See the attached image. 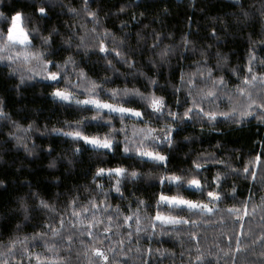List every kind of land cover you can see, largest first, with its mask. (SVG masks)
I'll list each match as a JSON object with an SVG mask.
<instances>
[{
  "label": "snow or ice",
  "instance_id": "obj_1",
  "mask_svg": "<svg viewBox=\"0 0 264 264\" xmlns=\"http://www.w3.org/2000/svg\"><path fill=\"white\" fill-rule=\"evenodd\" d=\"M95 2L96 0H88V6ZM128 2L131 4L133 0ZM53 4L54 0H33L35 11L40 14L36 18L45 19ZM56 6L64 8V5ZM95 15V12L88 11L89 18ZM132 19L136 17L133 16ZM70 27L74 33L81 31V28L74 24ZM212 35H215V30ZM31 39L22 22V12L16 11L11 16L7 36L4 44L0 45V51L6 46L30 43ZM162 41L163 38L157 33L156 39L150 45L153 56L159 57L161 67L170 63V57L175 50V46L171 44L161 48ZM79 43L81 47L87 45V33L80 36ZM109 43L112 47H109ZM188 45L189 39L185 36L183 37L185 52ZM68 47H71V39ZM260 47H264V44ZM123 48L122 42L116 44L115 39L109 40L108 34L105 33L99 40L98 51L94 54L100 60L109 59V67L115 60L121 66L127 64L134 68L135 52L124 54ZM157 48H160L159 52L155 51ZM250 51L253 54L249 56L246 65L239 69L241 83L237 85L239 95L249 100L252 92L257 96H264V64L256 63L255 48ZM29 58L43 59L45 78L52 82L47 87L52 89L50 95L54 100L68 102V107L74 103L83 111H93L95 115L90 118L91 121L96 122L98 129H108L102 136L85 134L81 129L82 124L85 127L89 126L85 119L76 121L74 126L65 121L72 129L70 131L53 128L52 132L71 137L73 141L82 140L84 144L91 145L93 150H101L104 156H119L121 161L127 158L139 160L141 164L149 163L159 170V174L155 175L151 171L141 173L135 170V165L124 167L118 162L111 167H96L91 173L90 183L74 186L75 194H69L63 202L50 203L40 197L39 193L34 192L33 195L39 197V206L49 214L36 218L26 213L23 226H18L15 233L8 238L7 247L10 255H14L16 248L21 246L26 256L21 258L20 264H25V258L27 264H68V260L61 253V248L71 252L75 245H79L76 256L78 259L82 257L81 264H154V261L163 264L164 260H168L169 264H175L177 258L181 264H212L211 258L204 256L201 251V240L206 239V233L209 231H217L224 236L222 230L231 222L239 228L227 236L229 241L227 247L230 252H226L225 255L231 259V264H240L247 235L254 231L249 227L246 232L245 225H264V204L254 203L255 186L264 185V140L261 141V148L255 155H239L238 161L243 159V175L245 178L250 177L252 181L248 185V198L241 200H237V196L240 195L238 190H234L231 195L223 191L224 181L220 179V172L228 167V162L219 159L209 163L208 158H194L191 166L181 168L177 172L169 168V156L163 154L169 150L164 149L161 143L171 145L178 135L174 130L190 122L193 114L215 123L230 118L223 112L205 111L202 101L196 102L195 106L189 103L196 84L206 79V73L207 77L213 76L212 69L207 67L206 59L193 60L192 63L195 64L193 71L186 72L184 67H181L177 82L170 79L173 94L176 96V111L169 109V114L165 115L166 101L163 95L157 94L164 89L158 86L157 81L152 82L154 90L151 92L147 91V85L144 91L135 86L112 88L107 85L120 78V74L94 78L80 69L77 78L67 83V65L74 64L71 58L65 61L63 71H53L52 69H57L58 65L54 60L44 59L41 52L25 50V61L29 62ZM73 71L75 72V66ZM123 78L130 82L126 74ZM222 87V79L213 80L212 87L203 95L215 100L218 107L223 106L230 102L231 97L226 98L217 94ZM181 108L186 110L183 112V120L178 121L176 117ZM256 108V104L252 102L248 105L247 111L251 112ZM236 111L233 109L234 114ZM117 118L120 122L119 127L115 124ZM161 118L165 120V125L154 126L160 125ZM3 119H8L7 114L0 112V120ZM30 135V126L15 125L14 139L25 149L28 148L26 140ZM80 150L76 149L77 152ZM210 165L216 166L217 169V174L212 176L211 181L204 175L210 171ZM234 174L239 173L234 170ZM142 175H146L150 181L157 179L159 181V192H153L148 199L143 198L144 192L136 186V181ZM105 179L109 181L107 187ZM125 181L133 183L131 190ZM229 202H231L229 207H221ZM29 225L33 229L30 240L28 236L20 235ZM161 237L167 238L172 246L164 247L161 244L160 247H154V240L159 241ZM2 240L0 237V241ZM255 242L264 244V233ZM216 246L219 249V240ZM177 247L180 248L179 253L175 251ZM36 249L44 251L38 252ZM209 251L211 253V250Z\"/></svg>",
  "mask_w": 264,
  "mask_h": 264
},
{
  "label": "clouds",
  "instance_id": "obj_2",
  "mask_svg": "<svg viewBox=\"0 0 264 264\" xmlns=\"http://www.w3.org/2000/svg\"><path fill=\"white\" fill-rule=\"evenodd\" d=\"M4 3V0H0V5ZM188 7L193 9L196 0H187ZM234 8L225 13L224 16L219 18V24L216 27L219 29L215 31V35L211 34L212 43H207L203 46L196 47L193 40L189 39L188 35L181 37L179 43L171 44L175 46L174 55L179 51L180 53L185 52L183 46V37L187 36L189 39L188 52L195 50V54L198 53V57L194 60L204 61L207 60V67H210L213 72V76L207 77L206 79L200 80L192 90V95L189 98V103L195 106L196 102L202 101V106L205 111H216L218 113L223 112L227 117L221 120L219 123H215L211 120H205L201 116L193 114L190 121L193 127H197L199 132H187L185 135L179 139H175L171 145L163 143L166 145L169 153L176 152L178 146L181 143L189 144V150L187 152H181V157H188L192 149L190 147L191 142L200 140L202 134H207L212 136L217 134L218 136H223L228 130L233 127H239L244 123L255 122L257 125L264 126V96H257L255 92L251 93V100L242 97L238 93L237 85L241 83L239 69L244 67L249 59V56L253 53L250 51L255 48L254 55L256 56V63L258 65L264 64V53L260 52V45L264 44V0H231ZM57 4L64 5V8L56 6ZM133 8V2L130 4L128 0H120L119 6L113 9H105L102 5V0H96L95 3L88 6V0H54V4L51 10L58 13L60 16L67 14L68 19L63 21V30L56 22L51 23L47 28L44 27L45 19H36L32 17V22L29 25L28 15H26L25 27L30 34L31 42L25 43L24 45L15 44L13 46L4 47L3 51H0V76L6 79H15L16 84L13 88L16 91L17 96L21 95L20 89L24 86H32L40 81H48L45 78V69L43 59H31L26 62L24 59L25 50L31 52H41L44 59L54 60L58 65L57 69L63 71L65 67V61L71 58L74 64L67 65L68 67V79L67 83H71L77 78V74L80 69H83L88 75L93 76L89 69H93L95 66L99 65L103 71L101 78L107 76H112L113 74H120L123 78L126 74L128 79L130 78L133 82L135 80L142 79L147 85V91L151 92L154 90L153 81L158 82V86L161 89H168L172 95L175 97L173 103H170L165 94H160L164 96L166 101V108L164 109L165 115L169 114V109L171 111H176V96L173 94V87L170 83V75L173 67L172 62L166 63L161 67L159 57L153 56V50L150 48L148 41L151 40L152 43L156 39V34L159 33L163 38V33L158 32L155 28H152L151 32L147 35L144 34V29L150 27L149 24H144L140 29L133 33L128 29V22L124 19H119L121 14L128 13ZM22 12V10H17ZM88 11L95 12L93 18L88 17ZM141 15V13L139 14ZM48 16V15H47ZM46 16V17H47ZM133 16L136 17L135 13ZM142 16V15H141ZM118 20V24L121 26L119 30H114L113 27L109 26V21L113 19ZM137 19V17H136ZM214 23L217 17L210 18ZM9 20L8 15L4 11H0V45L4 44L7 36V26L6 21ZM11 21V18H10ZM75 25L81 28L79 33H74L70 25ZM258 26V27H257ZM255 28V31L253 29ZM87 33V45L81 47L79 43V38L81 35ZM108 34L109 40L115 39L116 44L123 43V53L130 54L135 52V67L130 68L129 65H123V68L118 67V63L115 60L111 62V67H109V59H98L94 54L99 49V40L101 37ZM169 38L172 34L169 33ZM255 37V38H254ZM241 39L247 40L248 49L245 53V63L241 64L239 62H233L231 59V51H223L221 46L225 44L229 39ZM71 39V47H68L69 40ZM133 40L135 43H133ZM152 45V44H151ZM169 44H161L160 47L163 48ZM109 47L112 44L109 43ZM156 52L160 51V48L155 49ZM147 52L146 59L141 61L140 56ZM11 57V59H9ZM155 61V62H153ZM193 61V60H192ZM192 67L185 65L184 70L193 71L195 70V64ZM75 66V72L73 67ZM107 69V71H105ZM149 72L152 74L150 75ZM163 75L164 80L161 81V76ZM223 80V87L219 89L218 95L231 97L230 102L223 106L218 107L215 100H210L203 94L212 87L213 80L219 81ZM163 92V91H161ZM43 95V89L41 88L40 93ZM50 95V93H49ZM248 94L246 93L245 96ZM254 102L257 106L251 112L247 111L248 105ZM233 109H236V113H233ZM185 108H181L176 117L178 121L183 120V112ZM0 112L6 113L8 119L0 120V132H4L5 126H7L6 137L8 141L13 142L14 149L22 148L23 151L28 156H33L35 154V147H29L27 141L32 139L33 132H40V128L36 125L35 120H31L27 124H22L19 120H14L12 115L5 111L3 97H0ZM244 112L245 115L240 113ZM243 122V123H242ZM22 124L24 127H31V135L27 138L26 143L28 148L19 145L14 139L15 125ZM165 125V120L161 118L160 125H154L160 127ZM184 125H181V128ZM47 131V129H45ZM225 145L221 139H216L214 143H209L208 147L203 148L201 151L196 152L194 158H208L209 163H214L215 160L223 159L228 162V167L220 172V179L224 181L223 191L231 195L234 190H242L245 182L251 184V178H245L243 175V165L237 166L236 161L239 158V149H232L231 151L236 152L235 157L229 156L225 153L224 157H218L217 151H223ZM69 164L72 163L71 160L68 161ZM49 168H55V160L48 165ZM238 172L239 174H234ZM217 174V169L212 176ZM211 176V179H212ZM211 179L208 180L211 181ZM0 186H4V181L0 180ZM215 187V185H213ZM256 196L254 203L264 204V185L257 184L256 186ZM31 193V196L35 199L32 203H28L25 196H20L18 198V207L6 210L4 213H0V226L11 223L14 218L15 223L12 224L10 230L5 233L0 231V237L3 238L0 241V264H20L22 257L26 254L22 251V247L18 246L16 248L15 254L10 255L9 249L7 247L8 238L11 234L15 233L18 226L22 227L25 223L26 213L31 217L39 218L41 216L48 215L43 208L38 204V198ZM240 193V191H239ZM248 195L241 198V195L237 196V200L247 199ZM41 197V196H40ZM56 204L55 201L51 202ZM231 202L221 205L222 208L229 207ZM219 215V214H218ZM227 218V213H225ZM257 220L259 217L257 216ZM254 229L253 232H249L247 239L244 244V249L242 252V259L240 264H264V244L256 243L258 237L264 233V225L252 224L245 225V231L248 228ZM238 225L234 226L229 222L228 227L223 229L225 235L221 236L217 231H209L206 233V239L201 240V251L204 256L210 257L212 264H231V259L225 255L226 252H230L227 247L229 241L227 239L228 235H231L233 231H237ZM32 231L30 233L24 234L22 231L21 236H28L29 240L32 237ZM219 240V249H217L216 243ZM187 246V245H186ZM79 245H75L71 252L65 251L61 248V253L68 260V264H81L82 257L77 258L76 253L79 249ZM155 247V246H154ZM211 250V253L210 251ZM36 251H44L42 249H36ZM176 251V250H175ZM177 253L180 252L176 251ZM187 256V253H185ZM217 257L219 260L217 261ZM25 264H27V259L25 258ZM154 264H157L154 261ZM163 264H169L168 260H164ZM175 264H181L179 258H177Z\"/></svg>",
  "mask_w": 264,
  "mask_h": 264
},
{
  "label": "trees",
  "instance_id": "obj_3",
  "mask_svg": "<svg viewBox=\"0 0 264 264\" xmlns=\"http://www.w3.org/2000/svg\"><path fill=\"white\" fill-rule=\"evenodd\" d=\"M119 3L120 0H102V5L105 9L114 10L119 6ZM233 8L234 5L231 0H196L193 9L188 7L187 0H133V8L128 13L121 14L119 19H124L128 22L127 27L133 35L144 24H149L150 27L144 29V34L147 35L152 28H155L158 32L163 33L162 44L179 43L181 37L187 34L189 39L194 41L196 47H200L207 43H212L211 34L213 30H219L216 27L219 24V18ZM17 10H22V22L24 25L25 14H30L28 15L29 25L32 22V17L36 18L40 15L33 7V0H4V3L0 5V11H4L9 17L6 23L7 27L10 25L11 16ZM134 13L137 19H132ZM140 13H143V15H139ZM211 17H217L215 23L210 19ZM65 19H68L67 14L60 16L57 12L51 10L45 18L44 27L47 28L51 23L56 22L63 30V21ZM109 26L113 27L114 30H119L121 27L115 18L109 21ZM253 31H255V28ZM169 33L172 34L171 38H169ZM133 43H135L134 40ZM148 44L151 45L152 41L149 40ZM221 48L223 51L232 52L231 59L234 63H245V53L248 49L246 39H229ZM259 51L264 53V47H260ZM146 55L147 52L140 56L139 59L144 61ZM197 57L198 53L193 54L188 51L183 53L178 51L176 55H172L170 60L173 67L170 79L173 82H177L180 68L185 67V65L192 67L191 62ZM118 67L123 68L121 65H118ZM91 74H93L94 78H97L104 73L101 67L97 65L93 68ZM149 74L151 75L152 73L149 72ZM128 80L130 82H126L124 78L120 77L114 83L107 85V87L123 88L127 86L131 88L135 86L140 88L141 91L145 90L146 83L142 79L138 78L134 82L130 78ZM163 80L164 77L162 75L161 81L163 82ZM16 83L15 79H6L0 76V97H3L5 111L10 113L14 120H19L22 124L35 120L40 132H33L32 139L27 141L29 147L35 146V154L33 156H28L22 148H13V142L8 141L5 134L7 126H5L4 132H0V180L4 181V186H0V213L18 207V198L20 196H25L27 202L32 203L35 199L31 196L32 192L39 193L41 197L50 203L53 201L56 203L63 202L69 194H75L74 186L90 183L91 173L98 166L111 167L120 162L124 167L135 165V170L141 173L146 174L151 171L155 175L159 174V170L149 163L141 164L139 160L127 158L121 161L119 156H104L101 154V150H93L92 147L84 144L82 140L73 141L71 137L52 132L53 128L70 131L72 129L65 124V121L74 126L76 121L85 119H87L89 125L87 127L83 124L81 125V129L85 134L102 136L108 129H98L96 122L91 121L90 118L95 115L93 111H83L74 103L71 107H68V102L54 100L49 95L52 89L47 87L48 84L52 83L51 81H40L32 86L21 87V95L19 96H17L13 88ZM41 88L43 89V95L39 94ZM157 94H165L170 103L175 100V97L168 89H164L163 92L158 91ZM80 98L83 99L84 97ZM115 124L116 127L120 126L118 118L115 120ZM174 131L178 132L176 138L179 139L189 131L198 133L199 129L188 122L182 128ZM216 139H221L225 145L223 151H217L218 157L223 158L225 153L235 157L237 153L231 151L232 149H239V155H255L261 148V141L264 140V126L257 125L253 121L244 123L239 127H233L223 136L202 134L198 142L196 140L191 142V154L183 158L180 153L187 152L189 144L181 143L176 152L163 153L169 156V168L177 172L181 168H188L191 166L196 152L208 147L209 143H214ZM162 147L164 149L167 148L166 145ZM77 148L81 150L77 152ZM54 160L56 167L49 168L48 165ZM69 160L72 161L71 164L68 163ZM101 161H104V163L102 164ZM236 164L237 166L243 165V159L236 161ZM209 167L210 171L204 173V175L211 179L216 166L210 165ZM129 170L131 171L132 169L129 168ZM104 183L107 187L109 181L105 179ZM125 183L130 190L133 188L132 182L125 181ZM136 186L140 187L144 192L143 198L145 199H148L153 192H159L158 179L150 181L146 175H142L136 181ZM239 191L241 198L248 195L247 182L244 183L242 190ZM174 192L175 190L173 189V194ZM13 223H15L14 218L11 223L0 226V231L7 233ZM32 230V226L29 225L22 232L27 234ZM161 244L164 247L172 246L171 242L167 241L165 237H161L159 241L154 240L155 247H160ZM175 250L179 251V248L177 247Z\"/></svg>",
  "mask_w": 264,
  "mask_h": 264
},
{
  "label": "rangeland",
  "instance_id": "obj_4",
  "mask_svg": "<svg viewBox=\"0 0 264 264\" xmlns=\"http://www.w3.org/2000/svg\"><path fill=\"white\" fill-rule=\"evenodd\" d=\"M88 146L92 147L91 145H88Z\"/></svg>",
  "mask_w": 264,
  "mask_h": 264
}]
</instances>
